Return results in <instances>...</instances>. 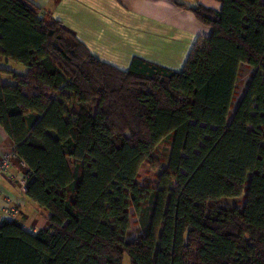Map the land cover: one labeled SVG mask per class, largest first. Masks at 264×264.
Returning <instances> with one entry per match:
<instances>
[{
    "label": "trees",
    "instance_id": "obj_1",
    "mask_svg": "<svg viewBox=\"0 0 264 264\" xmlns=\"http://www.w3.org/2000/svg\"><path fill=\"white\" fill-rule=\"evenodd\" d=\"M219 1L173 0L211 28L173 71L137 57L121 70L34 2L0 0V58L25 67L0 65V125L49 212L35 233L0 223V264H264V2ZM245 189L242 207L218 204Z\"/></svg>",
    "mask_w": 264,
    "mask_h": 264
},
{
    "label": "crops",
    "instance_id": "obj_2",
    "mask_svg": "<svg viewBox=\"0 0 264 264\" xmlns=\"http://www.w3.org/2000/svg\"><path fill=\"white\" fill-rule=\"evenodd\" d=\"M30 1L72 30L93 56L121 70H127L137 57L181 71L195 41L211 33L209 26L173 0ZM175 1L186 7L203 5L216 12L221 9L219 0ZM0 62L8 61L0 58ZM1 78L8 82L11 76L1 73ZM13 148V141L0 125V160ZM24 169V164L12 157L10 172L23 175V182L0 173V214L35 233L46 225L49 213L26 197Z\"/></svg>",
    "mask_w": 264,
    "mask_h": 264
},
{
    "label": "rangeland",
    "instance_id": "obj_3",
    "mask_svg": "<svg viewBox=\"0 0 264 264\" xmlns=\"http://www.w3.org/2000/svg\"><path fill=\"white\" fill-rule=\"evenodd\" d=\"M0 64L6 68H11L13 69L15 72H24L25 71V67L21 64V63H16V62H12V61H8L6 64L5 62ZM253 68L249 67L246 64H240V70L238 73V77L236 80V84H235V91H234V95H233V101H232V108L231 111H233V107L236 105L237 101L240 99L243 89L245 87L246 82L249 79L250 74L253 72ZM11 82V80L9 81ZM169 149H170V137L167 136L165 137L155 148L154 152H153V157L155 162L157 163V165L161 168L166 166V162H167V157H168V153H169ZM150 170H155L153 169L151 166H149ZM156 171V170H155ZM145 175L142 174L140 182L141 184H151L153 185V180H152V175ZM146 182V183H143ZM246 194V189L242 192V194L238 197H222L219 199L218 204L220 206H224V207H242V205L245 202V196ZM217 204V205H218ZM47 214L49 213L46 209H44ZM130 227L128 229L129 235H128V239H134L136 238L140 233L142 228L140 227V217L137 216L135 214L134 209H130ZM123 264H130V259L128 257L127 254H124L123 256Z\"/></svg>",
    "mask_w": 264,
    "mask_h": 264
},
{
    "label": "built area",
    "instance_id": "obj_4",
    "mask_svg": "<svg viewBox=\"0 0 264 264\" xmlns=\"http://www.w3.org/2000/svg\"><path fill=\"white\" fill-rule=\"evenodd\" d=\"M12 157H15V154L13 151L3 155V157L0 160V173L2 175H7L10 178L17 179L18 181L23 182V178H24L23 175L14 174L10 172V159ZM21 163L24 164L23 162ZM0 194H1V188H0ZM6 219H7L6 216H4L3 214H0V223Z\"/></svg>",
    "mask_w": 264,
    "mask_h": 264
}]
</instances>
